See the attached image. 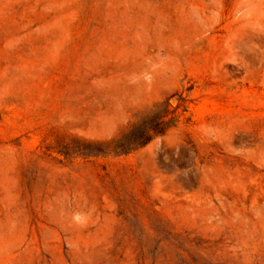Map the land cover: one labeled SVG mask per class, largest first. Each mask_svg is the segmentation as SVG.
Instances as JSON below:
<instances>
[{
	"label": "rangeland",
	"instance_id": "rangeland-1",
	"mask_svg": "<svg viewBox=\"0 0 264 264\" xmlns=\"http://www.w3.org/2000/svg\"><path fill=\"white\" fill-rule=\"evenodd\" d=\"M0 264H264V0H0Z\"/></svg>",
	"mask_w": 264,
	"mask_h": 264
}]
</instances>
